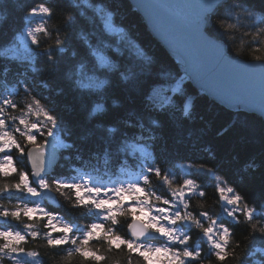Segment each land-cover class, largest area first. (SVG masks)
I'll return each instance as SVG.
<instances>
[{
	"label": "snow or ice",
	"instance_id": "1",
	"mask_svg": "<svg viewBox=\"0 0 264 264\" xmlns=\"http://www.w3.org/2000/svg\"><path fill=\"white\" fill-rule=\"evenodd\" d=\"M75 6L92 9L102 22V33L118 36L132 57L133 63L120 75L125 81L135 80L142 96L140 114L129 112L127 119L118 120L123 129L103 124L97 128L106 133L100 137L105 157L115 143L117 153L125 161L131 157L135 162L121 164L118 173L106 166L103 171L93 167L90 171L72 169L69 175H53L59 150L74 147L62 138L66 130L53 101L34 92L27 73H22L23 78L11 88L0 81L3 88L0 91V198L5 194L9 199L16 195V203L11 208L0 204V217L6 223L15 221L22 225L19 229H0V264L5 260L9 264H43L39 251L25 247L29 238L36 240L41 235L45 246L52 250L69 246L65 264H71L74 257H79L80 264H103L107 259L104 253L114 250L126 251L128 264H133V256L138 258V264L140 260L143 264H203L201 244L191 243L193 229L202 234L199 239L208 245V254L215 258L216 264L237 258L236 248L240 245L236 243L233 247V240L241 224L251 237L249 249L255 247L256 240L264 242V199L258 204L250 203L214 168L203 163L186 165L183 177L178 180L171 169L162 168L157 162L154 142L161 127L160 117H173L179 112L185 119L191 118L193 104L184 84L185 78L191 79V73L186 72L179 79L163 74L151 79L149 73L150 82L145 87L140 77L148 72L152 60L123 29L116 27L113 13L102 5L94 7L89 0ZM196 9L192 25L204 47L227 59L219 37L227 35L228 30L244 29L243 35L251 37L252 60L257 62L252 67L264 73V55L256 54L264 46V0H260L259 6L254 0H199ZM53 15V9L45 4L28 9L21 47L5 50L11 59L26 61L33 73L42 70L37 67L41 59L54 71L72 47L70 34L57 29L53 37L48 26ZM217 16L220 17L218 36L210 39L208 28ZM37 17L40 22L32 26ZM74 23L69 15L67 27L71 29ZM80 39L84 47L80 54L71 52V59L76 63L66 73L67 79L82 94H102L108 85L107 74L119 71L109 52L119 53L120 49L112 50L111 44L103 39L93 42L83 33ZM78 55H81L79 60ZM7 71L5 68V78ZM40 86L49 88L43 81ZM18 96L22 98L18 100ZM232 107L240 110L239 105ZM106 112L105 105L97 102L89 115L94 117ZM260 112L264 116V105ZM25 160L30 163V171L20 166ZM107 162L106 159L105 165ZM256 167L255 162L248 164V168ZM197 174L212 177L215 192L219 194V212L210 214L203 205L198 213L193 211L190 201L207 196L203 184L197 182L200 179ZM13 176L17 179L10 182ZM161 187L164 194L159 192ZM60 197L73 209L86 210L82 214L90 215L92 222L86 225L69 222L45 206L46 202L56 203ZM121 218L130 220L127 236L118 230ZM41 224L46 229L43 233L38 227ZM256 251L264 253V249ZM240 264L245 261L241 260Z\"/></svg>",
	"mask_w": 264,
	"mask_h": 264
},
{
	"label": "trees",
	"instance_id": "2",
	"mask_svg": "<svg viewBox=\"0 0 264 264\" xmlns=\"http://www.w3.org/2000/svg\"><path fill=\"white\" fill-rule=\"evenodd\" d=\"M89 2L94 7L102 5L112 12L116 27L123 29L127 36L142 47L145 54L151 58L152 63L148 72L140 77L145 87L150 82L149 73L151 79H156L158 74L176 79L183 77L176 60L153 38L144 19L134 10L128 0H89ZM254 2L257 6L260 5V0H254ZM81 3L82 0H0V81H4L11 88L23 78L22 73H27L31 81L30 87L34 89V92L38 96H48L53 101L56 111L62 117L63 128L66 130L62 138L65 143L74 145L71 149L62 150L59 164L53 175H69L72 169L90 171L93 167L103 171L106 166L113 173H118L121 164L132 165L135 162L131 157L125 161L117 153L115 143L112 144L111 152L105 157L103 141L100 137L106 136V133L97 128V125L103 124L105 126L116 125L123 129V125L118 120L127 119L129 112L136 111L140 114L142 96L137 90L135 80L125 81L120 75L133 63L132 57L126 45L120 43L118 36L102 33V22L95 17L92 9L75 6ZM40 4L53 9L54 15L48 20L53 37L57 29H60L62 33L70 34L72 47L58 62L54 71L50 70L46 61L41 59L37 67L42 70L33 73L26 61L11 59L10 53H5V50L21 47L18 36L26 27L27 11ZM69 15L75 21L71 29L66 24ZM219 19V16L213 17L208 29V33L215 38L218 36ZM39 22V18L34 19L32 26ZM244 31V29L228 30V34L219 37V40L226 45L229 54L244 60H252L249 47L251 37L243 35ZM81 33L93 42L100 39L105 40L111 44L112 50L120 49L119 53L109 52L119 71L107 74L108 85L106 90L99 95L82 94L75 90L66 76V73L76 63L71 59V52L75 50L78 54L82 53L84 46L80 39ZM43 46L46 47L47 44ZM256 54L264 55V46H261ZM80 58L81 55H78L77 60ZM5 68L8 69L6 78L3 75ZM42 81L49 85L48 89L40 86ZM184 84L193 104L191 118L185 119L179 112H176L173 117H160L161 127L157 129V139L154 142L157 162L162 168L171 169L178 180L183 177V168L186 165L203 163L207 167L214 168L218 175L224 177L231 186L236 187L245 195L250 203L255 201L258 204L264 199V121L254 114L231 110L221 105L201 93L186 79ZM0 91H3L2 87ZM21 98L17 97L18 100ZM97 102L103 103L107 112L90 117L89 114ZM145 122L147 123V117H145ZM93 153L99 155L94 157ZM106 159L107 165H105ZM250 162H255L257 167L248 168ZM20 166L28 170L26 160L25 164ZM197 175L200 176L197 182L203 184V190L206 191L207 196L206 198L194 197L190 201L193 211L198 213L203 205L210 214L219 212L220 208L217 203L219 194L215 192L212 177ZM16 179L17 177L13 176L10 182ZM153 183L157 182L153 180ZM159 192L164 194L165 190L161 187ZM15 203L16 195H13L11 199L7 194L0 198V204L9 208ZM45 206L69 222L86 225L93 219L90 215L82 214L86 210L70 207L63 197L58 198L56 203L46 202ZM129 221L121 218L118 230L122 236H127L126 228ZM7 227L19 229L22 225H18L15 221H11L10 224L6 223L4 218L0 217V229ZM38 227L41 233L46 231L42 224ZM201 236L199 230L193 229L191 243L201 244L203 264H209V260L211 264H216L215 258L208 254V245L199 239ZM250 241L251 237L246 226L239 225L233 240V247L236 243L240 245L236 248L237 258L229 259L226 264H240L241 260H244L245 264H261L264 253L257 252L256 249H264V242L256 240L255 247L249 249ZM45 245L46 241L41 235L36 240L29 238L25 247L39 251L43 264H65L64 256L69 246L52 250ZM97 246L106 247L100 244ZM104 254L107 259L103 264H128L126 251L114 250ZM3 264H9V261L5 260ZM71 264H80L79 257H74ZM133 264H138L136 256H133ZM139 264H143L142 260Z\"/></svg>",
	"mask_w": 264,
	"mask_h": 264
},
{
	"label": "water",
	"instance_id": "3",
	"mask_svg": "<svg viewBox=\"0 0 264 264\" xmlns=\"http://www.w3.org/2000/svg\"><path fill=\"white\" fill-rule=\"evenodd\" d=\"M128 1L144 19L153 38L176 60L183 76L191 73V79H185L196 89L231 110L237 111L232 106L239 105V111L254 114L264 121L260 112L264 105V73L252 67L257 62L229 54L223 42L221 46L227 59L219 58L199 42L192 25L199 0ZM59 154L60 151L56 165ZM26 163L30 171V163Z\"/></svg>",
	"mask_w": 264,
	"mask_h": 264
},
{
	"label": "rangeland",
	"instance_id": "4",
	"mask_svg": "<svg viewBox=\"0 0 264 264\" xmlns=\"http://www.w3.org/2000/svg\"><path fill=\"white\" fill-rule=\"evenodd\" d=\"M38 18V17H37ZM24 29V28H23ZM24 33V30L22 31V33L18 36L19 37V42L22 44V41H21V36L23 35ZM184 77V76H183Z\"/></svg>",
	"mask_w": 264,
	"mask_h": 264
},
{
	"label": "bare ground",
	"instance_id": "5",
	"mask_svg": "<svg viewBox=\"0 0 264 264\" xmlns=\"http://www.w3.org/2000/svg\"><path fill=\"white\" fill-rule=\"evenodd\" d=\"M126 234H127V232H126Z\"/></svg>",
	"mask_w": 264,
	"mask_h": 264
}]
</instances>
